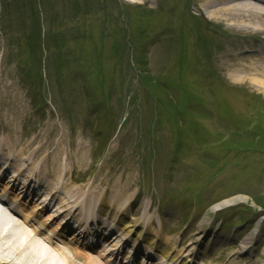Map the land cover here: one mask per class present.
Returning <instances> with one entry per match:
<instances>
[{
  "label": "rangeland",
  "instance_id": "rangeland-1",
  "mask_svg": "<svg viewBox=\"0 0 264 264\" xmlns=\"http://www.w3.org/2000/svg\"><path fill=\"white\" fill-rule=\"evenodd\" d=\"M37 1L0 0L3 143L64 167L67 189L138 192L182 250L202 236L205 264H264V90L231 79L260 58V26L210 17L225 1Z\"/></svg>",
  "mask_w": 264,
  "mask_h": 264
},
{
  "label": "bare ground",
  "instance_id": "bare-ground-1",
  "mask_svg": "<svg viewBox=\"0 0 264 264\" xmlns=\"http://www.w3.org/2000/svg\"><path fill=\"white\" fill-rule=\"evenodd\" d=\"M216 1H225L226 3L223 5L220 3L216 7L208 5L206 10L209 13L210 17H220L225 19L226 21H230L232 23L230 26L234 29H251L253 28V25H259L261 34H264V0ZM258 57L260 58L253 59L252 57H250V60L252 62V65L250 66H243L242 64H240V67L236 66L235 70L236 72H238V75L231 76V79H234L235 81L250 79L251 84H256L258 88L264 90V47L261 48V50L258 52ZM1 143H3L2 139ZM9 146H6V149L8 150L6 152L7 155L11 153V147ZM1 154H4V152L0 151V155ZM16 162H19V160H16ZM13 167L15 168L17 175H14L9 180V182L5 184L4 190L2 189V191L0 192V203L5 206V208L0 206V264H102L99 259L93 257L87 258L84 253H82L78 249H72L68 244H65V247H58L54 242V240L57 238V234L52 232L50 233V235H45L44 229L47 224L46 222H42L40 223V226H36L34 224L36 218L35 215L33 216L32 214L26 213L27 219H30L31 221L30 223L29 221H26L28 223H21L19 220L14 219L13 215L17 214L18 211H21L19 209V203L17 204L19 198H15L12 200L13 205H8V203H5L4 199L1 198L2 196H5V193L8 189H12L11 182L18 181L17 177L23 169V165L21 167L20 165H18V163H13ZM34 170H37V167L31 169L32 172ZM42 176L44 178V173L42 174ZM71 195L72 194H69L68 196ZM85 196L89 198L91 197L88 195ZM112 199L115 201L117 199V196L116 198ZM245 201H247L246 197H237L233 200L224 201L216 205L213 210L215 211L220 206H228L233 205L237 202ZM129 203L131 204V202ZM104 207H106V209H109L110 211L111 202L109 204H106V206ZM130 209L131 208L127 204L124 205V203H122L120 208L118 206H114L111 212L115 213L113 214V217H119V219H121L123 218V216L128 215ZM102 211H105V208H103ZM139 218L140 217L136 218L137 221L129 220L128 222H124V224L129 228H135L139 224L140 232L144 233L139 223ZM42 234L45 235L44 239L42 238L41 241L36 239V237H39ZM254 235L255 233H252L250 237L242 243L243 246H241L240 248L241 252L248 251V245L251 244V241H253ZM200 237L202 236L196 238V240L190 245L188 251L182 253L175 251V247L177 245L176 240H169L165 236H160L159 242L160 247L162 244L161 251L163 257L172 259L170 264H194V251L198 242H200ZM157 238L158 234L155 233L154 242H156ZM146 241L148 242V240ZM45 242L47 244H45ZM153 245V243L148 244L149 247H152ZM116 246L117 244L113 245V250L116 249Z\"/></svg>",
  "mask_w": 264,
  "mask_h": 264
},
{
  "label": "trees",
  "instance_id": "trees-1",
  "mask_svg": "<svg viewBox=\"0 0 264 264\" xmlns=\"http://www.w3.org/2000/svg\"><path fill=\"white\" fill-rule=\"evenodd\" d=\"M26 2L29 3V4L31 3V7L32 8H33V5H35V7L37 9H39V10L41 9L40 8L41 4L39 3V6H38V1L37 0H14V2L12 4V7H17V8L20 9V11L22 13H24L25 8L27 7L26 6ZM33 16H32V18H33V21H32L33 31H32V34L29 36V38H32V40H29V42H28V45L32 46V48H34L33 46L36 47L37 44L39 43V40H40V32H39V30L41 29V26H42L40 19L37 16H35L34 14H33ZM34 79H39V78L35 76Z\"/></svg>",
  "mask_w": 264,
  "mask_h": 264
}]
</instances>
